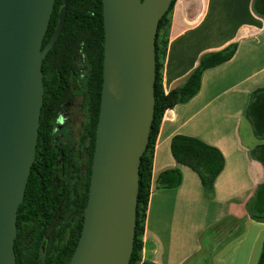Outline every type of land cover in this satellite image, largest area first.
Listing matches in <instances>:
<instances>
[{
  "label": "water",
  "instance_id": "95a60500",
  "mask_svg": "<svg viewBox=\"0 0 264 264\" xmlns=\"http://www.w3.org/2000/svg\"><path fill=\"white\" fill-rule=\"evenodd\" d=\"M170 0H101V84L87 197L66 264H127L138 162L153 115L154 37ZM53 0H0V264H15L16 208L34 158L42 103L41 47ZM113 85L114 92L110 90Z\"/></svg>",
  "mask_w": 264,
  "mask_h": 264
},
{
  "label": "trees",
  "instance_id": "16d2710c",
  "mask_svg": "<svg viewBox=\"0 0 264 264\" xmlns=\"http://www.w3.org/2000/svg\"><path fill=\"white\" fill-rule=\"evenodd\" d=\"M175 0L158 19L154 37L153 115L147 143L139 156L135 219L132 247L127 264H152L141 256L144 217L151 188V159L154 140L163 111L190 98L200 86L202 71L231 57L236 42L202 52L197 63L176 86L162 87L163 58L168 38L169 14ZM64 0H53L47 26L42 37L45 43L57 23V14ZM252 11L264 19V0H251ZM103 27L101 0H65V16L53 44L41 59L42 103L38 117L34 158L26 178L23 196L16 208V233L13 240L15 264H66L76 243L87 197L90 162L94 144L101 84ZM82 63L80 105L85 117L74 138L57 137L55 117L58 102L64 99V69L71 61ZM252 132L264 136V87L251 90L244 109ZM169 150L177 163L187 165L200 180L205 196L213 193V181L223 167L221 151L204 140L175 133ZM264 170V143L249 151ZM177 166L158 172L155 186L171 187L180 182ZM248 216L264 221V179L256 184L244 203ZM234 216L225 214L205 233L229 236L237 233ZM255 264H264V237Z\"/></svg>",
  "mask_w": 264,
  "mask_h": 264
},
{
  "label": "crops",
  "instance_id": "0c3cea01",
  "mask_svg": "<svg viewBox=\"0 0 264 264\" xmlns=\"http://www.w3.org/2000/svg\"><path fill=\"white\" fill-rule=\"evenodd\" d=\"M231 41L236 42L231 57L205 68L196 93L166 108L160 118L141 248L142 258L152 264H255L259 256L264 221L250 218L244 208L264 179L262 165L249 154L255 144L264 143V136L253 134L244 115L251 90L264 87V19L252 11L251 0H175L162 87L166 91L178 85L202 52ZM175 133L196 136L221 151L224 163L211 196L204 195L198 175L172 157L169 141ZM172 166L179 168L180 182L155 186L158 172ZM225 214L240 225L235 242L221 247L220 242L209 253L217 235H209L205 242V230ZM205 248L209 261L197 260Z\"/></svg>",
  "mask_w": 264,
  "mask_h": 264
},
{
  "label": "rangeland",
  "instance_id": "374dc122",
  "mask_svg": "<svg viewBox=\"0 0 264 264\" xmlns=\"http://www.w3.org/2000/svg\"><path fill=\"white\" fill-rule=\"evenodd\" d=\"M74 103L67 102V104L63 105L62 108L59 109L58 114H57V119L55 123V128L57 130V137H62V138H67L71 139L76 137L77 131L80 128V122L81 120L84 119L85 114H84V109L83 107L77 103L80 100V96L78 93L74 94ZM237 234L229 235L226 237V235L220 234L217 235L214 240L210 243L209 246V253L213 251L215 246L221 242L220 247L224 244H233L235 242V237ZM210 236L208 234L204 235V240L205 242L208 241V238ZM227 249V248H226ZM207 251V248H205V251L202 255L199 254L197 256V260L200 259H205L209 261V259L206 258L205 253ZM229 252V251H228ZM219 261V260H218ZM212 264L213 262L210 261Z\"/></svg>",
  "mask_w": 264,
  "mask_h": 264
},
{
  "label": "flooded vegetation",
  "instance_id": "af4514ba",
  "mask_svg": "<svg viewBox=\"0 0 264 264\" xmlns=\"http://www.w3.org/2000/svg\"><path fill=\"white\" fill-rule=\"evenodd\" d=\"M46 41H45V43H46ZM51 45H50V47H51ZM83 70H84V67H83L82 63L79 62V64H78L75 60L74 61L72 60L70 62V64L68 65V67L64 69V82L61 85V88L64 90V95L61 97V99H64V101L61 103L58 102V104H57L55 120L57 119V114H58L59 109L62 108L63 105L67 104V102L74 103V98H73L74 94L78 93L80 96V89H81L80 86L82 84V77H79V76L75 77V80H74L73 74L75 72H76V74H82ZM42 91H43V89H42ZM77 103L80 104V100Z\"/></svg>",
  "mask_w": 264,
  "mask_h": 264
},
{
  "label": "bare ground",
  "instance_id": "6f19581e",
  "mask_svg": "<svg viewBox=\"0 0 264 264\" xmlns=\"http://www.w3.org/2000/svg\"><path fill=\"white\" fill-rule=\"evenodd\" d=\"M109 88H110L111 91L114 92V88H113V85L112 84H110V87Z\"/></svg>",
  "mask_w": 264,
  "mask_h": 264
}]
</instances>
